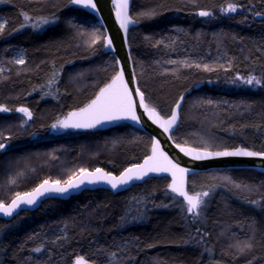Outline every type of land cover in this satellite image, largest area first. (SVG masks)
Masks as SVG:
<instances>
[{"label": "trees", "instance_id": "1", "mask_svg": "<svg viewBox=\"0 0 264 264\" xmlns=\"http://www.w3.org/2000/svg\"><path fill=\"white\" fill-rule=\"evenodd\" d=\"M69 2L0 0V16L6 19L0 61L10 66L8 74L0 75V106L9 109L0 112V143L6 145L0 150L4 204L45 179L63 182L81 168L118 175L151 153L152 137L126 123L50 133L58 118L88 104L118 73L115 57L104 51L102 26L84 9L68 7ZM230 2L237 11L221 12ZM153 10L151 17L142 15ZM201 10L211 15L199 16ZM130 14L138 25L130 29L129 44L149 107L167 118L185 94L175 143L264 152V0H133ZM41 18H55V23L33 28ZM94 31L98 40L90 35ZM16 48L26 55L22 67L12 63ZM184 59L202 62L198 68L166 65ZM218 64L223 66L212 68ZM73 76L81 80L71 81ZM250 77L261 83L246 84ZM21 107L31 119L16 111ZM59 147L65 151L56 155ZM55 157L65 164L63 177L45 171ZM29 158L37 160L25 162ZM18 162L25 163L5 169ZM224 176L241 187L228 184ZM169 184L170 178L156 177L116 194L84 191L0 219V264H75L79 257L88 264H264L263 173L239 169L190 176L191 194L209 192L200 216L188 213ZM246 240L253 248L241 254L236 245Z\"/></svg>", "mask_w": 264, "mask_h": 264}, {"label": "snow or ice", "instance_id": "2", "mask_svg": "<svg viewBox=\"0 0 264 264\" xmlns=\"http://www.w3.org/2000/svg\"><path fill=\"white\" fill-rule=\"evenodd\" d=\"M72 4L80 5L84 8H89L92 10L96 9V4L94 0H70ZM113 3L116 5V17L120 24V27L125 31H128V25L133 23V20L129 18L128 7L129 0H113ZM237 11V7L234 3H229L226 8H222L221 12L234 13ZM154 14L153 11L142 13L144 16L151 17ZM24 20L27 21L30 19L27 13H21ZM199 16L207 17L211 13L206 10H201L198 12ZM49 23H55V18H41L39 23L32 25L33 28H39L42 25H47ZM24 27V25H21ZM6 28L5 22H0V34H3ZM92 37H95L98 40L100 37L97 36L96 32L90 33ZM95 42V40L93 41ZM112 41L107 39L106 47H111ZM18 64H24L23 58H20L15 61ZM170 63L175 64L176 61H170ZM191 66V65H185ZM199 67V65H196ZM205 70H208L207 65H205ZM2 71V69H0ZM237 79H240L237 77ZM255 81L256 84H260L261 81L256 79V77H250L244 82L246 84H253ZM136 95L139 97V106L144 109V112L147 113L148 118L152 121L153 124L158 125L165 133H168L169 130L175 125L177 120V114L172 113L169 119H164L154 107L150 108L149 105L145 102L144 94L139 90H135ZM183 99V97H181ZM179 108V104L176 105ZM137 102L132 97V92L129 90L128 83L124 80L123 70L119 71L113 78L112 83L108 84L105 88L100 90L99 95L96 99L92 100L90 104L86 107L80 109L78 112H70L68 116L59 120L57 124H53L52 128L57 127L62 129L67 128H95L97 125L104 122H111L121 119H130L135 123H140V117L136 114ZM8 108L0 106V112H7ZM17 112L23 113L28 119L32 118L31 112L27 108L21 107L16 109ZM172 137L170 136L169 139ZM6 147L5 144L0 143V150H3ZM177 147L180 148V151L185 155H191L193 160H202L207 159L212 156L216 157H226V156H245V157H255L259 156L261 159H264V152H253L246 151L243 149H237L235 151H217V152H199L196 149H186L180 147L177 144ZM188 170L186 168L180 167L177 163H173L171 159L160 149V143L158 140H154L152 144V155L149 156L143 164L134 165L132 167L126 168L119 176L111 175L108 172L103 171L100 168H96L94 171H89L85 168H81L78 173L70 176L67 180L61 182L60 180L50 181L45 179L40 183L36 188L30 192L15 193V198L11 200L9 204H4L0 202V213L4 216H12L13 212L16 209L20 208L21 205L32 206L35 205L39 197L44 196L45 194H59L63 195L68 193L70 189H79L82 185L87 183L88 185H95L99 183L108 184L112 189H117L121 186H127L130 182L134 180H143L149 173H159V172H170L173 181L169 185V188L172 193H175L177 196L183 197V200L187 203L188 213L195 214L196 216L202 215L201 209L202 205H205L204 197L209 196L208 191H203L196 193L195 195H190L188 191L185 190L183 182V174ZM177 174H180V180H177ZM222 179L228 184H233L234 187L240 188L241 185L231 180L230 177L224 176ZM15 183V181H13ZM244 187L252 190L251 186L245 185ZM123 219H127L126 217ZM151 247V245H150ZM237 249L241 254L245 250L251 251L253 248L250 240L243 242L241 247L239 244L236 245ZM34 251H41L40 248L34 249ZM75 264H87V261L83 257L77 258ZM248 264H253L252 260L248 261Z\"/></svg>", "mask_w": 264, "mask_h": 264}, {"label": "water", "instance_id": "3", "mask_svg": "<svg viewBox=\"0 0 264 264\" xmlns=\"http://www.w3.org/2000/svg\"><path fill=\"white\" fill-rule=\"evenodd\" d=\"M132 1L133 0H129L128 14H129V18L133 20V23L128 25V31L126 33L120 27V24L117 20L116 5L113 3V0H94V3L96 4L95 10H92L89 8H84L80 5L72 4L71 2H69L68 7H78V8L84 9L89 14L94 16L95 19L98 21V23L102 26V28L105 32V41H104L105 45H106L107 39H110L112 41L111 47L105 46L104 51H105V53H110L115 57L116 62H117L118 72L123 70L124 80H125V82L128 83V87H129V90L132 92L133 99L137 102L136 114L140 117V123L137 124L130 119H121V120H116V121H111V122H104L102 124L97 125L95 128H87V129H85V128H80V129L67 128V129H62V128L57 127L56 134H65L67 132H84V131L105 130V129H109L110 127H112L114 125H117L120 123H126L129 126L150 135L152 137L153 141L158 140L160 143V149L169 157V159H171L173 161V163H177L180 167L186 168L188 170L185 174H183V182H184L185 190L188 191V193L190 195H193V194H191L188 190V180H189L190 176L197 174V173L206 172V171L250 169V170H255L257 172L264 174V159H261L259 156H255V157H245V156L216 157V156H212V157H209L207 159L193 160L191 155H185L183 152L180 151V148L177 147V144L175 143V141L173 139V133L180 123L181 111L183 109L184 102H185V94L180 96L177 103L173 107L172 113L175 112L177 114V120H176L175 125L169 130L168 133H165L163 131V129L158 127V125L153 124L152 121L148 118L147 113H145L144 109L139 106V97L136 95V92H135L136 89H139L140 91H141V89L139 87V82H138V78L136 75V69H135V65H134V61H133V57H132V53H131V47L129 44L130 29L132 27H135L138 25V22L134 18H132L131 14H130L131 7H132ZM259 17H262V16L260 15ZM111 83H112V80L110 81L109 84H111ZM105 87H103V88H105ZM99 93H100V91H99ZM99 93L97 95H99ZM97 95H96V97H97ZM144 96H145V102H146V95L144 94ZM96 97L94 99H96ZM181 97H183V99H181ZM90 103H91V101L88 104H90ZM88 104H86L85 106H83L79 109L72 110L70 112H78L80 109L86 107ZM177 104H179V108L176 107ZM150 108H152V107H150ZM156 111L159 113L158 110H156ZM172 113H171V115H172ZM171 115L167 118L162 116V115L161 116L164 119H169L171 117ZM67 116H68V113L64 117H62L60 120L65 119ZM170 136L172 137L171 139H169ZM180 147H184L186 149H189V148L190 149H196L201 153L205 152V151L217 152V151L201 149V148H194V147H189V146H182V145H180ZM237 149H243L246 151L257 152V151L250 150V149H247L244 147H237L235 149H228V150H221V151H235ZM151 155H152V149H151V153L148 156H146L138 164H143L145 159H147ZM138 164H134V165H138ZM134 165H132V166H134ZM132 166H129V167H132ZM129 167H127V168H129ZM100 169H102L105 172L110 173L111 175H115V176H119L124 171L123 170L120 174L117 175V174L109 172L103 168H100ZM89 171H91V170H89ZM92 171H94V170H92ZM156 177H168V178H170V184L173 181V177H172L170 172H159V173H149V175L146 176L143 180H134V181L130 182L129 185L121 186V187H118L117 189H112L110 185L104 184V183H99V184H95V185H88L87 183H85L79 189H70L68 193H65L63 195L45 194L44 196L39 197V199L37 200L35 205H32L30 207L25 206V205H21L20 208L16 209V211L13 212L12 216H4L2 213H0V219L11 220V219L15 218L16 216H18L21 212L35 211L42 205L43 202H45L46 200H49V199L68 200L71 197L80 195L84 191H93V190H98V189L108 190L114 194L121 193V192H125V191L131 189L134 185L142 184V183L146 182L147 180H149L151 178H156ZM180 178H181L180 174H177V180L178 181L180 180ZM169 190H170V188H169ZM177 197L180 198L181 200H183V197H180V196H177ZM9 203H7V204H9ZM184 203L187 205V203L185 201H184ZM187 207H188V205H187ZM189 214L192 215V213H189Z\"/></svg>", "mask_w": 264, "mask_h": 264}, {"label": "rangeland", "instance_id": "4", "mask_svg": "<svg viewBox=\"0 0 264 264\" xmlns=\"http://www.w3.org/2000/svg\"><path fill=\"white\" fill-rule=\"evenodd\" d=\"M0 22H5L6 23V19L5 18H3V17H1L0 16ZM20 58H23V60H24V64H18V63H15V61L16 60H18V59H20ZM170 61H176V63L175 64H173V63H170ZM200 62H202V61H197V59H184V60H168V61H166V65H168V66H170V67H179V66H185V65H191V66H187V67H190V68H194V67H196V68H198L196 65H198ZM207 62V61H206ZM12 63L14 64V65H16V67H22V66H24L25 65V63H26V55H25V53H24V50L22 49V48H16L15 50H14V54H13V58H12ZM208 64L209 65H213V64H210L209 62H208ZM217 66H223V65H220V64H218V65H214L212 68L213 69H217L218 67ZM222 68V67H221ZM0 69H2V71H0V75H4V74H8L9 73V71H10V66L8 65V64H6V63H4V62H2V61H0ZM17 69H19V68H17ZM95 70H93V71H91V72H89L87 75H86V78H88V77H90L91 75H93ZM84 78H85V75L83 76ZM83 78V79H84ZM78 80V81H80L81 79H80V77H72L71 78V81L73 80ZM93 79H95V76L93 77ZM255 82V81H254ZM253 82V83H254ZM90 84H86L85 86H89ZM47 114H44V115H42L43 117H47L46 116ZM26 116H24L23 115V119H25L26 120ZM28 119V118H27ZM24 123L25 122H22V125L24 126ZM204 130V129H203ZM207 131H205V133H206ZM201 135V134H200ZM199 135V136H200ZM201 137V136H200ZM60 148V150H62V151H60V150H58L57 152H56V155L57 154H61V152H64L65 150L63 149V148H61V147H59ZM5 149V148H4ZM46 154H44V156H40L41 157V160H43L44 161V159H46ZM27 157V156H26ZM56 159H58V158H56L55 157V159H50V162L52 163V161L53 160H55V163H53V167L51 168V169H48V171H47V169L45 170L46 171V173H47V175H51V177L52 176H57V177H63L64 175H63V173H62V171L63 170H65V168L63 169L62 167L63 166H65V164L64 163H61V161H59V159L58 160H56ZM33 160H37L36 158H29V159H27V161H25V162H29V161H33ZM56 161H58V162H56ZM25 162H23V163H20V162H18V164L17 163H15L13 166L12 165H5V169H7L8 171H10V170H13L14 168H18V166L19 165H23ZM67 165V164H66ZM71 166L73 165V164H70ZM51 167V165H48V167L47 168H50ZM63 175V176H62ZM50 180H52V179H50ZM88 264V263H87Z\"/></svg>", "mask_w": 264, "mask_h": 264}, {"label": "flooded vegetation", "instance_id": "5", "mask_svg": "<svg viewBox=\"0 0 264 264\" xmlns=\"http://www.w3.org/2000/svg\"><path fill=\"white\" fill-rule=\"evenodd\" d=\"M60 118H62V117H60ZM60 118H58V120H59ZM58 120L55 121L53 124H57ZM52 129H53V128H52V126H51L50 133H52L53 135H56L55 132H52ZM55 129H56V128H55Z\"/></svg>", "mask_w": 264, "mask_h": 264}]
</instances>
